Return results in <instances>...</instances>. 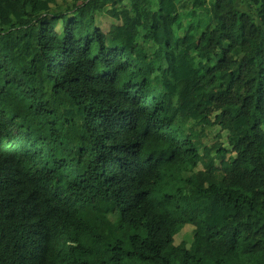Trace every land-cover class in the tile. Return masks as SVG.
I'll use <instances>...</instances> for the list:
<instances>
[{"label": "trees", "instance_id": "1", "mask_svg": "<svg viewBox=\"0 0 264 264\" xmlns=\"http://www.w3.org/2000/svg\"><path fill=\"white\" fill-rule=\"evenodd\" d=\"M79 1L0 0V264H264V0Z\"/></svg>", "mask_w": 264, "mask_h": 264}, {"label": "rangeland", "instance_id": "2", "mask_svg": "<svg viewBox=\"0 0 264 264\" xmlns=\"http://www.w3.org/2000/svg\"><path fill=\"white\" fill-rule=\"evenodd\" d=\"M94 0H90L88 2L87 11L90 10ZM119 1V0H118ZM137 1V0H136ZM84 2V0H81L78 2V4H81ZM125 2H129V0H125ZM212 3H210L213 14L215 16V19L221 20V16L217 11V7H215L214 1L211 0ZM120 4V3H118ZM112 4H109L107 9H104L102 12L98 13V24L101 26V28L104 31H109L111 28V25L114 22L121 21L118 16H116L112 11ZM199 10H203V8H200ZM177 18H174V21ZM123 20V19H122ZM213 120L215 118V114L213 115ZM201 131V143L203 144L205 148V152H212L213 155H216L217 149L220 147H224L226 149H230V146L228 145V128L229 124H222L218 122L217 124L213 126H205V128L199 126L197 127ZM210 150V151H209ZM235 155L234 152H229L228 156ZM194 225L187 224L176 236H175V243L177 245L181 244L182 242L190 243L194 236Z\"/></svg>", "mask_w": 264, "mask_h": 264}, {"label": "crops", "instance_id": "3", "mask_svg": "<svg viewBox=\"0 0 264 264\" xmlns=\"http://www.w3.org/2000/svg\"><path fill=\"white\" fill-rule=\"evenodd\" d=\"M213 1V0H212ZM241 3L243 4V6H247L248 7V1L249 0H240ZM211 2V1H210ZM212 3V2H211ZM214 3L216 4L215 6H217V3L214 1Z\"/></svg>", "mask_w": 264, "mask_h": 264}]
</instances>
